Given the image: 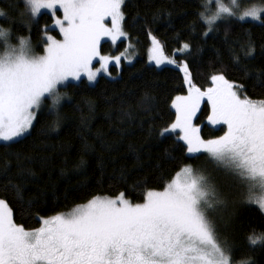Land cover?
<instances>
[{"label": "snow or ice", "instance_id": "snow-or-ice-1", "mask_svg": "<svg viewBox=\"0 0 264 264\" xmlns=\"http://www.w3.org/2000/svg\"><path fill=\"white\" fill-rule=\"evenodd\" d=\"M30 14L24 23L28 36L12 42L11 32L0 28V141L23 137L33 127L42 106L50 101L58 113L64 98L61 86L70 81L95 82L110 65L120 67L122 55L102 52V41L115 45L127 38L124 30L125 0H23ZM212 2V0H209ZM211 17L198 13L213 31L221 19L235 18L264 24V4L233 10L214 0ZM237 0H231L236 5ZM46 10L54 21L49 34L45 26L42 55L30 46L31 27ZM62 13V18L59 17ZM8 13L0 10V17ZM149 62L157 67L175 65L184 74L186 95L171 101L175 119L160 135L175 134L188 154L205 153L218 167L247 189L246 203L264 213V99H252L243 85L213 75L211 86L202 90L191 78L187 63L167 58L152 37ZM189 49L185 43L181 51ZM254 49H248L251 55ZM94 62L98 63V67ZM129 63L131 61H128ZM207 102V123L223 133L206 139L194 121ZM221 195L207 177L185 165L162 190H147L142 202L133 203L120 192L115 197L95 195L66 213L38 217L40 225L26 229L0 199V264H234L232 249L221 241L211 218ZM253 246L264 244V234L250 236Z\"/></svg>", "mask_w": 264, "mask_h": 264}, {"label": "trees", "instance_id": "trees-1", "mask_svg": "<svg viewBox=\"0 0 264 264\" xmlns=\"http://www.w3.org/2000/svg\"><path fill=\"white\" fill-rule=\"evenodd\" d=\"M203 4L125 0L123 26L138 53L135 61L120 69L111 66L114 78L64 86L58 113L46 103L27 135L0 144V199L9 204L17 224L34 229L40 226L38 217L66 213L95 195L123 192L131 202H142L147 190H162L189 165L237 203L219 231L232 249L234 264H264V244L253 246L248 240L264 234V215L244 203L239 183L206 154H188L175 134L160 135L175 119L171 101L186 89L178 68L147 63L150 35L167 58L187 63L193 83L202 90L211 86L213 75L222 74L243 85L252 99H264V24L224 20L206 36L207 26L198 16ZM0 7L9 14L1 25L10 28L12 42L28 36L26 20L21 19L23 0H0ZM51 22L49 14L41 13L32 24L30 40L39 43ZM127 41H120L114 51L103 42L102 52L114 54ZM185 43L189 49L176 53ZM249 48L254 49L251 55ZM208 112L204 102L194 122L202 137L211 139L223 133L206 123Z\"/></svg>", "mask_w": 264, "mask_h": 264}, {"label": "rangeland", "instance_id": "rangeland-1", "mask_svg": "<svg viewBox=\"0 0 264 264\" xmlns=\"http://www.w3.org/2000/svg\"><path fill=\"white\" fill-rule=\"evenodd\" d=\"M221 2L222 3H224L226 6H230V7H233V10L234 11H237L238 13L240 12V11H242V10H244L245 8H247V7H250V6H252L253 4H263L261 1H259V0H237V3H236V5H232L231 4V0H221ZM0 10H3V11H5V12H7L5 9H2L1 7H0ZM217 11V7H216V5H215V2H214V0H212V2H209V0H204V4H203V9H202V11L201 12H204V14L206 15V16H208V17H211L212 15H214L215 14V12ZM25 12V8L21 11V13H24ZM8 13V12H7ZM41 13H47V11L46 10H42V12ZM47 14H49V13H47ZM50 15V14H49ZM29 16H30V14H26L25 16H21V19L23 18L24 20H28L29 19ZM59 17L60 18H62V13H59ZM7 18H9V14H8V16H6V17H0V28H4V29H8V30H10V28H8V27H4V26H2L1 25V20H3V19H7ZM229 19H235L234 17L233 18H228V19H221V20H218V21H216V23L217 22H220V21H224V20H229ZM22 21V20H21ZM246 21H250V22H254V21H251L250 19L249 20H246ZM215 23V24H216ZM254 23H259V22H254ZM54 24V21L52 20V22H51V24L49 25V26H47L48 27V29H49V34H52V35H54L51 31L53 30L52 29V25ZM207 26V28H208V25H206ZM54 31H56L57 32V34H58V30H54ZM10 32H11V30H10ZM42 37H43V35H42ZM152 37H154V36H152V35H150L149 36V41H150V43H149V47H148V49H147V52H146V61H147V63L149 64V65H152V66H154V67H156V68H162V67H175V68H177L175 65H169V64H162V65H160L159 67H157L156 66V64L154 63V62H149V54H150V50L152 49V47H153V45H152ZM57 38H61V37H57ZM122 40H126L127 41V38H122L120 41H122ZM157 40V39H156ZM120 41H117V43L115 44V45H113V44H111V42L110 41H102V43L103 42H108L110 45H111V47H112V50L114 51V50H116V45L120 42ZM158 41V40H157ZM18 42V41H17ZM16 42V43H17ZM40 44H41V47H42V40L39 42V43H34V42H32L31 40H30V46H31V48L33 49V51H34V53L35 54H37V55H42L43 54V51L41 50L40 52L38 51V48H39V46H40ZM183 49V45H182V47H181V49H179L176 53H182V52H185V51H181ZM0 54H2V50H0ZM105 55H109V56H114V55H122V59H121V64H120V67L119 68H117V69H120L121 67H122V65L123 64H125V65H128V64H131V63H133L134 61H135V59L138 57V53H137V51H136V49H135V47H134V45L132 44V43H130V42H128L127 41V44H126V46H125V48L124 49H122V50H120V51H116L114 54H105ZM170 59V58H169ZM128 61H131L130 63L128 62ZM95 64H96V66L98 67L99 65H98V63L97 62H94ZM110 67H111V65H110ZM110 69V68H109ZM109 73H110V71H109ZM181 74H182V76H184V74L181 72ZM101 76H103V77H107V78H114V76L110 73V74H104V73H101L100 75H98V77H97V79L99 78V77H101ZM85 80L88 84H90V85H93L95 82H88V80H87V78L86 77H82L81 78V80ZM77 82H79V81H70L69 83H77ZM185 86V89H186V92H185V94H181V95H186L187 94V87H186V85H184ZM64 86H61V88H63ZM61 92H62V95H63V97L65 98V95H64V92L62 91V90H60ZM64 98L61 100V103L63 102V100H64ZM175 98V97H174ZM206 102V101H205ZM60 103V104H61ZM49 107H50V109H51V103H50V101H49V105H48ZM45 107V104L42 106V109H41V111L43 110V108ZM172 109V108H171ZM173 110V112H174V109H172ZM40 111V112H41ZM195 123V122H194ZM206 123H207V119H206ZM208 124V123H207ZM198 126V125H197ZM209 126H211V125H209ZM212 127V126H211ZM30 132V131H29ZM28 132V133H29ZM28 133H26L25 135H27ZM24 135V136H25ZM19 138H21V137H19ZM19 138H17V139H19ZM16 139V140H17ZM15 141V140H14ZM10 142H13V141H10ZM10 142H4V141H0V144H6V143H10ZM182 143H183V141H181ZM186 146V145H185ZM186 148H187V146H186ZM197 154H205V153H196V154H190V155H197ZM207 155V154H206ZM215 162V161H214ZM216 163V162H215ZM182 170V169H181ZM180 170V171H181ZM179 171V172H180ZM175 177V176H174ZM240 185V184H239ZM243 188V196H244V203L245 204H247V205H249V206H253V207H256V208H258L256 205H253V204H248V203H246L245 201H246V199H247V195H248V193H247V189L246 188H244V187H242ZM219 188H217V190H218ZM219 191V190H218ZM220 193V195H221V199H222V201H223V203L222 204H220V205H217L216 206V208H215V210L211 213V218H212V220L214 221V223H215V225H216V227H217V229H218V236H219V239L221 240V241H223L222 240V236H221V234H219V231H222V229H223V226L225 225V224H228V220H229V218H230V215H231V212L233 211V208L235 207V205H237V203H236V201H233L232 199H229V198H227V195L225 194V195H223V193H221V192H219ZM253 195H255V196H260V195H264V193H261L260 192V190L259 189H256V190H254V192H253ZM259 209V208H258ZM263 215H264V213H262ZM230 223V222H229ZM239 264H244V263H239Z\"/></svg>", "mask_w": 264, "mask_h": 264}]
</instances>
